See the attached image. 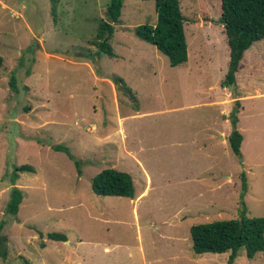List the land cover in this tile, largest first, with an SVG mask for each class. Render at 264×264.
<instances>
[{
  "label": "rangeland",
  "instance_id": "obj_1",
  "mask_svg": "<svg viewBox=\"0 0 264 264\" xmlns=\"http://www.w3.org/2000/svg\"><path fill=\"white\" fill-rule=\"evenodd\" d=\"M108 1L57 0L53 13L51 0H0V264H228V253L195 255L189 230L241 217L242 173L246 216L264 217V39L222 87L219 0H179L188 61L178 67L133 34L155 24L153 0H123L109 41L117 57L98 54ZM233 110L239 156L228 144ZM22 165L34 171L18 173L24 198L10 215V176ZM106 168L131 176L132 200L93 194ZM233 264H264V252L247 260L242 248Z\"/></svg>",
  "mask_w": 264,
  "mask_h": 264
},
{
  "label": "trees",
  "instance_id": "obj_2",
  "mask_svg": "<svg viewBox=\"0 0 264 264\" xmlns=\"http://www.w3.org/2000/svg\"><path fill=\"white\" fill-rule=\"evenodd\" d=\"M156 13L154 25L143 24L133 29V34L139 40L148 43L164 55L171 67H178L188 60L187 45L184 35L185 17L182 14L179 0H153ZM52 12L55 11L57 0H51ZM220 17L228 46V69L222 87H233L236 84V73L241 69L243 54L256 41L264 39V0H219ZM123 0H109L106 6V20L100 21L97 29V40L92 41L98 54L102 53L110 58H116L110 39L114 33V25L118 23ZM3 58L0 56V69ZM15 79L12 77L10 88L15 90ZM112 82L118 91H124L131 100L136 97L133 91L120 77L114 76ZM137 110V109H136ZM230 115L231 132L228 137L230 150L240 155L242 135L237 130L238 118L236 110ZM53 151L65 153L77 167L70 150L61 145L52 146ZM34 169L28 165L16 167L10 176L11 190L5 212L10 215L18 213L24 198L21 189L15 186L18 173L32 172ZM79 173V172H78ZM241 212L240 218L222 220L211 223L197 224L190 228L192 251L195 255L205 253H228V264H233L240 249L245 250L247 260H252L258 252H264V217L248 218L243 197L246 192V176L241 174ZM93 194L101 197L134 198V185L132 178L125 172L113 168H106L95 175L91 180ZM3 222H0V259L8 256L7 238L1 231ZM47 238L56 242H66L67 237L62 232L48 233ZM24 264H31L23 259Z\"/></svg>",
  "mask_w": 264,
  "mask_h": 264
},
{
  "label": "crops",
  "instance_id": "obj_3",
  "mask_svg": "<svg viewBox=\"0 0 264 264\" xmlns=\"http://www.w3.org/2000/svg\"><path fill=\"white\" fill-rule=\"evenodd\" d=\"M198 24H199V23H198ZM199 25H201V24H199ZM202 25H203V24H202ZM245 52H246V51H245ZM245 52H244V53H245ZM243 55H244V54H243ZM187 61H188V60H187ZM238 98L241 99L239 96H238ZM238 101H239V100H238ZM223 111H225V109H222V110H221V114H222ZM242 111H243V108H242V106H241V109H240L238 115H240V113H241ZM238 115H237V118H238ZM224 121L227 122V119H225ZM237 123H238V122H237ZM92 130H95V128L92 127ZM230 132H231V131H230ZM226 137H227V135H226ZM224 139H225V138H224ZM225 140H226V139H225ZM225 140H224V141H225ZM126 153H130V152L126 151ZM139 197H140V196H137V198H139ZM137 198H136V200H137ZM131 200H132V199H131ZM67 241H68V240H67ZM78 242L80 243L81 241H78ZM105 250H107V249H105Z\"/></svg>",
  "mask_w": 264,
  "mask_h": 264
}]
</instances>
